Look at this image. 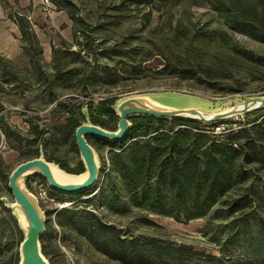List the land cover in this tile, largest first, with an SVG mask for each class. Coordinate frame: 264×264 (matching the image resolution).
Wrapping results in <instances>:
<instances>
[{"label": "rangeland", "instance_id": "374dc122", "mask_svg": "<svg viewBox=\"0 0 264 264\" xmlns=\"http://www.w3.org/2000/svg\"><path fill=\"white\" fill-rule=\"evenodd\" d=\"M68 1L80 19L75 25L79 30L77 41L86 49L89 45L85 38L89 35L94 40L92 46L99 45L87 56L86 51L82 52V59L65 52L66 47L58 53L65 69H73L78 75L71 87L54 86L53 91L58 100L70 102L75 109L88 101L143 92L178 91L210 100L264 93V42L230 30L225 25V17L249 13L255 16L261 11V0ZM31 5L27 0H0V39L12 41L18 38L12 18L16 13L25 14L30 16L27 19L36 36L39 35L41 47L37 67L29 62L33 51L21 52L11 59L12 64L1 63L0 66V121L10 128V136L5 138L0 124V171L5 173L24 161L21 152L32 151L39 145L47 156L71 168L79 163L72 138L65 139L55 132L54 125L66 114L54 110L55 102H48L46 78L54 70L51 53L43 54V47L58 46L61 39L67 44L72 42V24L65 12L54 10L50 0H40V14L35 17H31ZM147 17H150L149 22ZM217 30L225 32L224 40L210 37L202 42L192 38L198 31L212 33ZM68 49L74 51L79 47L72 44ZM111 49L121 53L129 51V56L116 57L109 51ZM132 49L139 53L130 52ZM238 51L250 52L256 61L241 57ZM146 52L157 55L140 63ZM177 55L199 71L196 78L182 80L155 73L164 60L172 61ZM145 66L151 70H145ZM85 77L89 83L86 93L81 89V79ZM230 88L239 89V92L233 93ZM249 119H264V114ZM34 125L42 131L39 139L34 138ZM216 126L221 130L240 129L242 123L227 122ZM213 129L216 131L215 127ZM259 130L264 132V126ZM256 139L264 146V140ZM98 153L105 164L107 148L99 149ZM106 169L105 164L101 180ZM243 170L246 181L234 185L206 216L199 219L185 221L130 205L125 212L118 214L98 209L95 204L89 208L111 225L126 244L132 242L144 255H157L156 264L182 262L179 252L190 253L184 259L186 264H233L235 260L243 259L246 250L234 251L224 247L222 243L226 236L246 225L255 229L258 222L264 221V204L261 202L264 199V162L255 160L245 164ZM0 195L11 198L6 182L1 178ZM234 202L238 204L232 208ZM16 227L8 212L0 210V262L17 250L15 241L21 233ZM46 229L49 233L42 239V244L52 264H121L95 250L71 230L60 227L55 217H49ZM226 251L230 255H223Z\"/></svg>", "mask_w": 264, "mask_h": 264}, {"label": "trees", "instance_id": "16d2710c", "mask_svg": "<svg viewBox=\"0 0 264 264\" xmlns=\"http://www.w3.org/2000/svg\"><path fill=\"white\" fill-rule=\"evenodd\" d=\"M50 2L55 11L65 12L71 21L73 40L67 44L61 39L58 46L53 44L50 47L54 71L46 78V91L48 102H55L54 110L66 114L62 121L58 120L54 125L55 132L65 139L71 137L72 146L75 147L74 131L83 121L81 106L75 109L70 102L58 100L53 87H71L78 73L67 67L65 69V64L59 61L58 53L66 47L65 52H70L82 59V52L86 51L87 56L99 45L93 47L94 40L89 35L84 37L89 45L88 48L84 49L81 42L77 41L79 30L75 25L80 19L74 13L75 7L71 2L68 0H50ZM251 14L225 17V25L230 30L244 33L257 41L264 42V0H261V11L255 16ZM149 20L150 17H147L148 22ZM14 23L18 27L22 52L33 51L29 62L37 67L36 65L40 62L41 47L27 16L15 14ZM224 33L222 30L212 33L198 31L193 33L192 38L202 42L210 37L224 40L226 38ZM72 44L77 45L79 49L68 51V46ZM109 51L113 52L112 54L116 57L129 56V51L123 53L115 49ZM130 52L139 53L133 49ZM238 53L247 60L256 61V58L248 51H238ZM155 55L157 53L146 52L140 59V63L150 61ZM185 60L180 55L175 56L172 61L164 60L160 69L155 70V73L178 77L182 80L196 78L199 71L187 60L188 63H185ZM1 63L12 64L13 61L0 55V66ZM144 68L151 70L149 66ZM81 80V89L86 93L89 86L88 77ZM229 91L236 93L239 89L230 88ZM114 99L115 97H108L96 102H86L92 124L107 130L116 129L117 118L110 109ZM130 122L131 127L122 141L112 142L87 137V141L97 152L99 149L107 148L108 164L102 180L104 164H102L98 181L90 189L70 195L49 190V194L60 201L71 202L69 207L57 211L55 215L57 224L86 240L95 250L121 264H156L154 261L157 255H144L142 251L135 249L132 242L126 244V241L120 238L119 233L98 217L89 206L95 204L94 206L98 209L118 214L125 212L127 205H130L185 221L202 218L228 190L237 183L246 181V173L243 170L245 164L255 160L264 162V146L260 145L256 139L257 137L259 141L264 140V132L259 130L264 126V119H247L240 129L228 128L219 132L213 129L216 125L205 126L197 122L145 116H134ZM0 124L6 135L5 138H9V126L3 121ZM248 124L252 125L246 127ZM32 128L34 138L39 139L42 131L38 130L37 125ZM21 156L24 157V161L37 157L38 147L32 151L21 152ZM44 156L47 161L58 164L60 168L69 173L78 174L83 171L80 161L76 167L71 168L58 159L47 156L45 152ZM0 165H2L1 160ZM11 170L12 168L7 173L0 171V178L6 182V185ZM29 180L30 178L26 184L30 189ZM261 202L264 204V199ZM236 204L238 203L234 202L232 208ZM0 210L7 212L1 204ZM8 214L10 220H13L17 226L9 212ZM45 214L46 222H48V214L46 212ZM258 223L255 229L246 225L244 228L229 233L224 239L222 243L224 247L233 248L234 251L242 250V248L246 250L243 251L245 253V256L241 257L243 259L235 260L233 264H264V221ZM16 230L19 231L18 227ZM48 233L49 230L45 229L40 237L41 251L46 258L48 251L43 246L42 239ZM21 239L22 234L15 241L17 246L15 253L0 264H17L18 245ZM179 254L182 256V262L163 261L161 264H186L184 259H187L190 253L179 252ZM226 254L230 255V252H223V255ZM48 261L52 264L49 259Z\"/></svg>", "mask_w": 264, "mask_h": 264}, {"label": "water", "instance_id": "95a60500", "mask_svg": "<svg viewBox=\"0 0 264 264\" xmlns=\"http://www.w3.org/2000/svg\"><path fill=\"white\" fill-rule=\"evenodd\" d=\"M110 109L117 118L115 130L92 124L87 104L81 105L83 121L74 131V142L83 167L81 173H69L58 164L47 161L42 145L38 146L37 157L20 162L12 168L7 178L11 198L0 196V204L16 221L22 234L17 264H50L42 254L40 243V237L46 229V214L28 188L27 180L40 177L46 181L50 190L67 195L90 189L100 177L102 162L87 137L122 141L131 127L130 119L134 116L197 122L205 126L227 122L244 124L247 119L264 112V94L210 100L178 91L143 92L115 98Z\"/></svg>", "mask_w": 264, "mask_h": 264}, {"label": "built area", "instance_id": "2783aa9c", "mask_svg": "<svg viewBox=\"0 0 264 264\" xmlns=\"http://www.w3.org/2000/svg\"><path fill=\"white\" fill-rule=\"evenodd\" d=\"M215 128H216L215 132H219L221 130L220 126H216ZM105 164L106 165L108 164L107 158H105ZM29 187H30V191H32L33 194L38 199L42 210L48 214L47 216L48 218L50 216L55 217L57 211L63 208H67L71 205V202L60 201L55 196L50 195L49 194L50 189L46 181L40 177L30 178Z\"/></svg>", "mask_w": 264, "mask_h": 264}, {"label": "crops", "instance_id": "0c3cea01", "mask_svg": "<svg viewBox=\"0 0 264 264\" xmlns=\"http://www.w3.org/2000/svg\"><path fill=\"white\" fill-rule=\"evenodd\" d=\"M27 2L28 3L31 2L32 4L31 6L33 8L31 11V17H35L39 13L38 5L40 3V0H27ZM14 15L12 19H14ZM27 17L28 19L30 18L29 15ZM16 28L18 30L17 25H16ZM18 34H19V31H18ZM37 37L40 38L39 35H37ZM18 40H19V36L18 38H13L12 41L0 39V53L3 54L5 58H8V59H13L17 57L22 52L21 43L19 45L18 42L20 40L19 41ZM49 52H50V48L46 49L45 47H43V54H46V53L49 54Z\"/></svg>", "mask_w": 264, "mask_h": 264}]
</instances>
